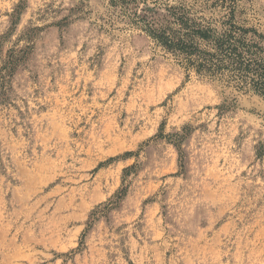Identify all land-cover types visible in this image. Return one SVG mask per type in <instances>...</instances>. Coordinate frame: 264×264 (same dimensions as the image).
<instances>
[{"label": "rangeland", "instance_id": "obj_1", "mask_svg": "<svg viewBox=\"0 0 264 264\" xmlns=\"http://www.w3.org/2000/svg\"><path fill=\"white\" fill-rule=\"evenodd\" d=\"M105 13L0 0V264H264V98Z\"/></svg>", "mask_w": 264, "mask_h": 264}, {"label": "trees", "instance_id": "obj_2", "mask_svg": "<svg viewBox=\"0 0 264 264\" xmlns=\"http://www.w3.org/2000/svg\"><path fill=\"white\" fill-rule=\"evenodd\" d=\"M239 1L103 0L106 13L100 20L109 27L139 30L186 74L264 98V32L237 18ZM17 61L10 58L9 69Z\"/></svg>", "mask_w": 264, "mask_h": 264}, {"label": "crops", "instance_id": "obj_3", "mask_svg": "<svg viewBox=\"0 0 264 264\" xmlns=\"http://www.w3.org/2000/svg\"><path fill=\"white\" fill-rule=\"evenodd\" d=\"M26 241H27L29 244H33V243H35V242H36V240H34V241H33V240H29V241H28V240H26Z\"/></svg>", "mask_w": 264, "mask_h": 264}]
</instances>
